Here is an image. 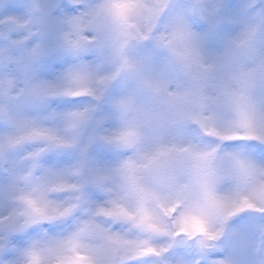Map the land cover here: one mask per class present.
I'll use <instances>...</instances> for the list:
<instances>
[{"label":"snow or ice","instance_id":"6c2138e0","mask_svg":"<svg viewBox=\"0 0 264 264\" xmlns=\"http://www.w3.org/2000/svg\"><path fill=\"white\" fill-rule=\"evenodd\" d=\"M202 259L264 264V0H0V264Z\"/></svg>","mask_w":264,"mask_h":264},{"label":"clouds","instance_id":"9594fccd","mask_svg":"<svg viewBox=\"0 0 264 264\" xmlns=\"http://www.w3.org/2000/svg\"><path fill=\"white\" fill-rule=\"evenodd\" d=\"M85 59L91 58V55L84 57ZM78 61L77 57H73L71 55H65L63 56L62 61H58L56 63V67H62V66H67L68 64H72V63H76ZM58 103V102H54V105ZM197 257L195 255H193L191 257L192 260H195ZM200 264H208L206 259H202L200 260Z\"/></svg>","mask_w":264,"mask_h":264}]
</instances>
